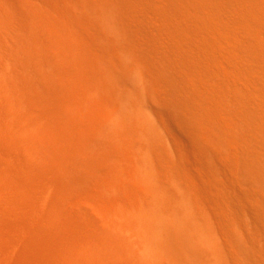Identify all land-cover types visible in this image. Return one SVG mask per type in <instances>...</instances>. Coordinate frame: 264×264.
<instances>
[{"label":"bare ground","instance_id":"1","mask_svg":"<svg viewBox=\"0 0 264 264\" xmlns=\"http://www.w3.org/2000/svg\"><path fill=\"white\" fill-rule=\"evenodd\" d=\"M0 264H264V0H0Z\"/></svg>","mask_w":264,"mask_h":264}]
</instances>
